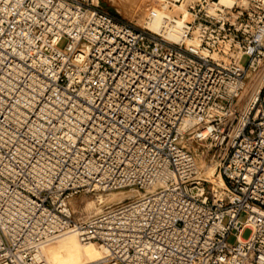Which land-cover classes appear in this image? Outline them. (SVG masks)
I'll list each match as a JSON object with an SVG mask.
<instances>
[{"label":"built area","instance_id":"2783aa9c","mask_svg":"<svg viewBox=\"0 0 264 264\" xmlns=\"http://www.w3.org/2000/svg\"><path fill=\"white\" fill-rule=\"evenodd\" d=\"M159 8L155 31L0 0V264L73 234L100 251L83 264H264V0ZM81 194L103 206L78 218Z\"/></svg>","mask_w":264,"mask_h":264},{"label":"rangeland","instance_id":"374dc122","mask_svg":"<svg viewBox=\"0 0 264 264\" xmlns=\"http://www.w3.org/2000/svg\"><path fill=\"white\" fill-rule=\"evenodd\" d=\"M101 4L108 9L109 11L117 14L120 18L124 20H128L133 22L136 25H146L149 10L154 7L159 8L161 6V0H100ZM147 9V10H146ZM153 30V29H152ZM66 44V40L62 41L60 46L64 47ZM243 63H246V59L243 61ZM198 159L201 163V165H204L205 163V158L203 155H201V152H198ZM134 195L132 191H125V192H113L108 195H103V202L104 204L108 205H115L119 203V201H122L124 199H128ZM97 196L95 195H90V194H81L77 197L74 198L73 200V208L77 212V217H88L89 215L97 212L103 205L99 204V200L96 198ZM247 217L246 213H242L240 218L241 220H245ZM251 229L248 228L244 231L243 236L245 238H248L251 235ZM65 236L61 239L55 240L53 242L60 243L64 239H66ZM78 239V238H77ZM79 240V239H78ZM231 242L235 241L234 237L230 238ZM78 243V242H77ZM81 243V242H80ZM78 243V246L81 250V255H82V262L80 264H83L84 262H87V254L85 253V250L90 246L93 247L92 245L87 244H80ZM58 246L65 247L71 245L68 243H60L57 244ZM97 247V246H96ZM95 250H97L95 247H93ZM99 250V249H98ZM49 255V253H47Z\"/></svg>","mask_w":264,"mask_h":264},{"label":"bare ground","instance_id":"6f19581e","mask_svg":"<svg viewBox=\"0 0 264 264\" xmlns=\"http://www.w3.org/2000/svg\"><path fill=\"white\" fill-rule=\"evenodd\" d=\"M166 14H167L166 11H164L161 8L155 7L152 10L150 9L149 13H147V15H149V20L147 22L148 26L155 31L161 30L164 24ZM168 35L173 39H176L178 37V33L176 32L175 29L169 31ZM77 242L80 243V241L77 239V236L73 234L70 235L69 237H66V239L60 242V243H68V244L71 243V245L69 246L61 247L57 245L60 243H56V242L49 243L45 247L46 252L49 253V255L47 254L49 263L50 264H80L82 262L81 261L82 249L80 250ZM88 245H92L97 250L89 246L85 250V253L87 254L86 259H88V261L97 259L100 256V251L94 244H87L86 246Z\"/></svg>","mask_w":264,"mask_h":264}]
</instances>
